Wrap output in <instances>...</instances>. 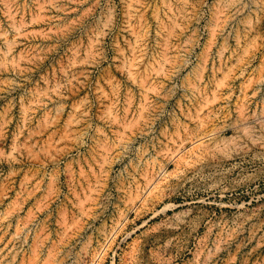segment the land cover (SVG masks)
Returning <instances> with one entry per match:
<instances>
[{
	"label": "rangeland",
	"instance_id": "374dc122",
	"mask_svg": "<svg viewBox=\"0 0 264 264\" xmlns=\"http://www.w3.org/2000/svg\"><path fill=\"white\" fill-rule=\"evenodd\" d=\"M0 264H264V0H0Z\"/></svg>",
	"mask_w": 264,
	"mask_h": 264
},
{
	"label": "bare ground",
	"instance_id": "6f19581e",
	"mask_svg": "<svg viewBox=\"0 0 264 264\" xmlns=\"http://www.w3.org/2000/svg\"><path fill=\"white\" fill-rule=\"evenodd\" d=\"M250 140H251V145L253 147L263 146L262 143L258 142L259 140H257V138L254 139V137H251Z\"/></svg>",
	"mask_w": 264,
	"mask_h": 264
}]
</instances>
